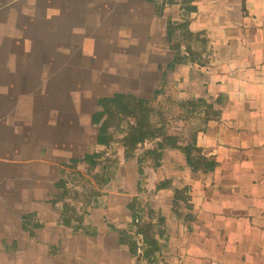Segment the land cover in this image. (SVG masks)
I'll return each mask as SVG.
<instances>
[{
    "label": "crops",
    "instance_id": "obj_1",
    "mask_svg": "<svg viewBox=\"0 0 264 264\" xmlns=\"http://www.w3.org/2000/svg\"><path fill=\"white\" fill-rule=\"evenodd\" d=\"M163 2L0 0V264H137L109 226L128 227L135 196L166 219V264H264V0H194L190 30L207 33L209 60L174 67L167 21H181L183 10ZM163 50L170 59L149 85L212 104L197 145L217 167L193 171L181 150L166 148L139 192L138 159L125 161L101 205L88 207L97 234L75 232L60 223L57 183L96 147L93 115L106 96L98 80L145 83L146 58ZM164 180L171 187L144 191ZM185 186L188 218L173 211L174 188Z\"/></svg>",
    "mask_w": 264,
    "mask_h": 264
},
{
    "label": "trees",
    "instance_id": "obj_2",
    "mask_svg": "<svg viewBox=\"0 0 264 264\" xmlns=\"http://www.w3.org/2000/svg\"><path fill=\"white\" fill-rule=\"evenodd\" d=\"M167 3H178L183 10V19L181 21H167V39L169 46L177 54L174 63L194 64L203 63L209 60V39L205 31L193 32L190 30L192 13L197 11L194 0H167ZM157 11L163 14V6H159ZM185 52V53H184ZM164 86L156 90V94L162 93ZM184 105L196 107L204 105L205 118L202 125H196L194 131L185 134H176L168 132L161 122L152 120V107L149 101L143 100L132 93L117 92L112 96L100 97L98 105L102 108L94 113L93 124L98 126L97 144L92 153L85 154L80 159H73L67 168H76L80 163H85L90 168H96L102 165L107 169V173L98 176L101 180V186L106 187L112 180L110 173L115 174L119 164H116L114 171L110 172V164L104 161V155L107 154L108 148L116 142L115 134L121 129L114 126L118 117H129L133 122L124 130L125 135L121 142L125 146L123 162L137 157L139 165V192L143 191L142 183L144 173L147 167L157 168L161 165L163 151L166 148H177L181 150L186 158L187 163L193 171L209 172L217 167V160L212 156H205L203 150L197 145V136L199 132L204 131L212 115L216 112L212 104L204 98H188L182 101ZM194 110V109H193ZM181 116V115H180ZM186 119V118H185ZM114 127V128H113ZM103 162L105 164H103ZM66 170L63 169V177L57 183L61 188V193L56 196L55 202L61 211L60 223L71 227L75 232H84L90 235H96L97 229L86 224L88 207L101 205V196L105 192L92 190L90 198L86 199L82 208L78 209L71 201V198L78 197L79 192L69 186L66 180ZM171 187L169 180L157 181L152 189H144L147 195H151L163 188ZM81 194V193H80ZM74 195V196H72ZM76 199V198H75ZM190 187L185 186L182 189L174 188L173 211L176 215L188 218L189 214L181 212L184 204L186 209L192 208L190 204ZM132 212L131 222L127 228L117 229L109 225L119 233V241L129 246L131 254L135 257L137 264H166L163 255L164 244L161 239L166 237V219L160 213L155 211L151 205L149 197L140 199L139 196L133 197L128 205ZM26 226V217H24Z\"/></svg>",
    "mask_w": 264,
    "mask_h": 264
},
{
    "label": "rangeland",
    "instance_id": "obj_3",
    "mask_svg": "<svg viewBox=\"0 0 264 264\" xmlns=\"http://www.w3.org/2000/svg\"><path fill=\"white\" fill-rule=\"evenodd\" d=\"M165 3L166 2L164 0L162 4ZM164 46L165 41L163 40V48ZM170 55L171 54L169 53L166 54V52L163 50L160 55L146 58V82H142V79L140 77L139 83L136 80V82H134L135 84H133V86L131 85V87L128 88H123L126 87L127 84L125 81L122 82L120 77H113L111 74H102L105 78L103 76L100 77L98 80V85L100 87L101 85H103L104 90L101 91L100 88L98 89L97 87L96 93L98 94V96H112L115 91L132 93L135 96L150 102V105L152 107V120L154 122H161L160 124H163L168 132L176 134H181L184 132L185 134H187L194 131V127H196V125L203 124L202 120L205 118L206 107L201 104L196 107H192L189 104H182V101H184L185 99L178 98L177 95H175V92L173 91L175 90V88H171L170 90L169 88L164 87L162 93L156 94V92H153L152 86H150L153 83L156 84V82L158 81L157 79L160 75L159 69H165V67L167 66L166 64L168 63L167 61L170 59ZM131 59H133L132 61L134 62L135 67L137 58ZM141 59L142 58H140V60ZM98 75L101 76L100 74ZM135 77H137V73L135 74ZM84 92H86V90H83V94ZM93 92L94 90H92V93ZM96 110L99 111L102 110V108L98 105ZM115 122L116 123H114V126L117 125L118 127H116L121 129V131L116 132L115 138L117 141L111 144V146L108 148L107 154L103 156L106 164H110V172L114 171V167L116 164L123 165L125 163L123 162L125 146L121 142V138L125 135L124 130L129 127L131 122H133V119L120 116L115 120ZM91 133L92 139H94L95 134L97 133V128H92ZM103 164L105 163L103 162ZM66 172L67 173L65 177L66 180L69 181V186L79 192L78 197L71 198V201L76 205L78 209L82 208L86 202L85 200L90 198L89 194L92 193V190H98L99 188L102 192L104 191L105 187L101 186V180L100 178H98V176H102V174L107 173L108 170L104 169L102 165H99L96 168H90L85 165V163H80L78 167L73 169L68 168ZM113 175H116V173H110L111 177H113ZM123 187L124 186L117 180L113 182V189H119L121 191ZM124 192L127 193L128 191Z\"/></svg>",
    "mask_w": 264,
    "mask_h": 264
}]
</instances>
